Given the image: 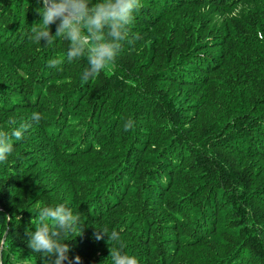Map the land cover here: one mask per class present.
I'll list each match as a JSON object with an SVG mask.
<instances>
[{"label": "trees", "instance_id": "obj_1", "mask_svg": "<svg viewBox=\"0 0 264 264\" xmlns=\"http://www.w3.org/2000/svg\"><path fill=\"white\" fill-rule=\"evenodd\" d=\"M141 3L85 83L69 41L28 38L37 0H0V130L42 116L0 163V264L54 259L27 232L59 204L82 222L64 264H111L99 228L139 264H264V0Z\"/></svg>", "mask_w": 264, "mask_h": 264}, {"label": "clouds", "instance_id": "obj_2", "mask_svg": "<svg viewBox=\"0 0 264 264\" xmlns=\"http://www.w3.org/2000/svg\"><path fill=\"white\" fill-rule=\"evenodd\" d=\"M41 5L40 13L43 27H31L30 40L37 43L44 41L45 46H52L57 38L69 41L67 52L68 61L87 57L88 67L81 75L82 82L95 80L97 76L114 65V61L121 50L122 44L129 40L131 26L135 16L142 7L141 0H97L92 4L90 0H37ZM58 21V23H57ZM56 23L53 34L50 25ZM63 63L60 58L48 61L49 68H57ZM42 116L33 112L30 121L20 122L12 130H0V163L6 162L14 151L13 139L21 141L31 122L39 123ZM16 125V121H12ZM134 126L133 121L125 124V130ZM9 219L8 217H5ZM34 231H28V247L35 253L54 258L45 264H64L69 260L70 247L67 237L81 235V217L64 204L54 207H41L35 219ZM108 237L112 242L109 248L111 264H139L138 259L124 251L117 232H109L107 228H99L95 239ZM6 239V238H5ZM119 243V247L115 245ZM80 257H74L76 264H80ZM71 264V262H69Z\"/></svg>", "mask_w": 264, "mask_h": 264}, {"label": "rangeland", "instance_id": "obj_3", "mask_svg": "<svg viewBox=\"0 0 264 264\" xmlns=\"http://www.w3.org/2000/svg\"><path fill=\"white\" fill-rule=\"evenodd\" d=\"M222 20H223V16H221L220 18H218V22H221L222 23ZM220 54V51L218 52V55ZM2 241V240H1ZM2 242H0V246L2 245L1 244Z\"/></svg>", "mask_w": 264, "mask_h": 264}, {"label": "water", "instance_id": "obj_4", "mask_svg": "<svg viewBox=\"0 0 264 264\" xmlns=\"http://www.w3.org/2000/svg\"><path fill=\"white\" fill-rule=\"evenodd\" d=\"M6 233H7V231L4 233V235H3V237H2V243L1 244H3V242H4V239H5V236H6ZM1 249H2V245L0 246V251H1Z\"/></svg>", "mask_w": 264, "mask_h": 264}]
</instances>
